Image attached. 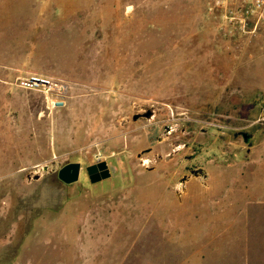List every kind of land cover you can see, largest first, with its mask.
I'll use <instances>...</instances> for the list:
<instances>
[{
	"label": "rangeland",
	"instance_id": "374dc122",
	"mask_svg": "<svg viewBox=\"0 0 264 264\" xmlns=\"http://www.w3.org/2000/svg\"><path fill=\"white\" fill-rule=\"evenodd\" d=\"M220 25L206 0H0V264H264V38Z\"/></svg>",
	"mask_w": 264,
	"mask_h": 264
},
{
	"label": "built area",
	"instance_id": "2783aa9c",
	"mask_svg": "<svg viewBox=\"0 0 264 264\" xmlns=\"http://www.w3.org/2000/svg\"><path fill=\"white\" fill-rule=\"evenodd\" d=\"M206 4L208 13L219 18L224 38H264V0H206Z\"/></svg>",
	"mask_w": 264,
	"mask_h": 264
},
{
	"label": "water",
	"instance_id": "95a60500",
	"mask_svg": "<svg viewBox=\"0 0 264 264\" xmlns=\"http://www.w3.org/2000/svg\"><path fill=\"white\" fill-rule=\"evenodd\" d=\"M32 83L35 84H44L47 85L49 84V82L47 81H42V80H38V79H32L31 80ZM139 110V109H137ZM144 110L146 111L144 114L139 115L136 114L133 116L132 120L133 121H137L141 116L147 119H151L154 112L151 108H144ZM125 120L121 121V125L124 126L125 124ZM241 137L244 144H246L249 149H248V153L251 152L252 147H253V143H254V135L252 133L249 132H237L234 135V138L237 139ZM151 152V149H148L140 154L137 155V158L140 159L142 157L143 154L149 153ZM43 172H48L49 167L48 166H44L42 168ZM98 171H101L100 173H98ZM203 172L202 170H198V171H194L193 174L196 177H200L199 172ZM80 173H81V164L80 163H69L66 164L65 166H63L59 172H58V178L61 182L67 184V185H71L74 184L76 182L79 181V177H80ZM87 173L89 175V179L90 182L92 184H97L101 181L107 180L109 179L112 174L114 173V170L111 169L108 165L107 162H100L99 164L96 165H91L87 168ZM204 174V173H203ZM204 176L206 177V174H204ZM42 178V174H34L31 173L27 176V180L30 182L32 180L38 181ZM187 178H183L181 180V184H184L186 182Z\"/></svg>",
	"mask_w": 264,
	"mask_h": 264
},
{
	"label": "flooded vegetation",
	"instance_id": "af4514ba",
	"mask_svg": "<svg viewBox=\"0 0 264 264\" xmlns=\"http://www.w3.org/2000/svg\"><path fill=\"white\" fill-rule=\"evenodd\" d=\"M139 115H142V114H139ZM141 117H142V116H141ZM141 117H140V118H141ZM166 134H167V135H172V133H171L169 130L166 131ZM174 148H177V145H175ZM178 151H179L178 149L175 150L176 153H178ZM149 153H151V152H149ZM159 159H160V158H159ZM189 159L192 160L193 158H189ZM99 163H100V162L95 163V164H93V165H96V164H99ZM108 165H109V167H110L111 169L114 170V173H113L112 177H110V178H114V177H116V176H117V173H118V169H117V167H116L114 164H111V163H108ZM87 168H88V167H87ZM87 168H86V172H87ZM198 169L201 170L199 167H195V168H193L192 171H191V173L193 174V172H194V171H198ZM119 170H120V168H119ZM100 172H101V171H98V173H100ZM199 174H200V176H202V175H203V172L200 171Z\"/></svg>",
	"mask_w": 264,
	"mask_h": 264
},
{
	"label": "bare ground",
	"instance_id": "6f19581e",
	"mask_svg": "<svg viewBox=\"0 0 264 264\" xmlns=\"http://www.w3.org/2000/svg\"><path fill=\"white\" fill-rule=\"evenodd\" d=\"M106 132V131H105Z\"/></svg>",
	"mask_w": 264,
	"mask_h": 264
}]
</instances>
